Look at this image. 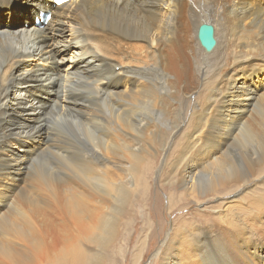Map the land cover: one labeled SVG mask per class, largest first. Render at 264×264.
I'll use <instances>...</instances> for the list:
<instances>
[{
	"label": "bare ground",
	"instance_id": "1",
	"mask_svg": "<svg viewBox=\"0 0 264 264\" xmlns=\"http://www.w3.org/2000/svg\"><path fill=\"white\" fill-rule=\"evenodd\" d=\"M0 3V225L11 231L0 264L103 263L121 206L139 192L155 211L150 181L163 160L161 185L178 184L195 199L234 197L219 202L220 226L199 239L188 235L203 228L200 210L177 215L149 264H264V191L240 202L264 171V0ZM40 12L50 16L31 19ZM201 23L214 27L210 51L196 39ZM72 78L89 90L68 88ZM49 115L74 117L65 126L71 145L47 132ZM246 144L252 152L241 153ZM15 145L26 153L8 154ZM26 175L34 184L33 195L21 194L26 209L11 205L4 216ZM167 195L172 214L177 196ZM145 226L151 240L154 223ZM143 238L110 264H140L154 247Z\"/></svg>",
	"mask_w": 264,
	"mask_h": 264
},
{
	"label": "rangeland",
	"instance_id": "2",
	"mask_svg": "<svg viewBox=\"0 0 264 264\" xmlns=\"http://www.w3.org/2000/svg\"><path fill=\"white\" fill-rule=\"evenodd\" d=\"M15 3H16V1H14V4ZM14 4L12 3V5H14ZM0 8H1V10L5 9V5L3 3H0ZM25 18H26V16H22L21 18H18L17 21H16V25L21 24L22 23L21 20L25 19ZM31 19L34 20V17H32ZM99 30L101 32H103L101 27H99ZM54 39H56V42L60 41L59 37H56ZM90 48L93 49V51H96V48H94L93 46H91ZM199 53L200 52H198V54ZM203 53L204 52H202V56H203ZM198 54H197V56H198ZM208 55H210V54H208ZM10 57H11V59H14V61H15L16 58L14 57V55H11ZM207 58L209 59L210 56H207ZM201 59H200V61H201ZM204 59H203L202 63L205 64V65H209L207 60L206 59L204 60ZM34 64L42 65L44 63H43L42 60H31L30 61V65H34ZM117 68L118 67L115 66V70L116 71H117ZM71 81H73V83L72 82H70L68 84L66 83L68 88L74 89V90H82L83 89L82 91H84V92H87L89 90L87 85H85V84H83L81 82H77L75 80V78L74 79L72 78ZM77 86H79V87L81 86L82 88H79ZM190 97L193 98L194 95H191ZM258 102H259V99H258V101H256V104ZM254 110H255V108H253V110H252V112L250 114H253ZM28 116H36V114H29ZM57 118H58L57 115H49L47 117V120H46L47 132L49 134H51L53 136V138H56V140H60V142H62L63 144H70L71 145L72 139L70 137L69 131L67 129H65V126H66V124H69L68 121L73 120L74 117L73 116L72 117L71 116H67V118H66L67 121L66 120L63 121V119H61V117H60V119H57ZM55 125H57L58 127L55 126ZM57 135H59V136H57ZM59 137L62 138V139H59ZM44 141H46V136L44 138V134H42L35 141V145H41L42 142H44ZM66 141H67V143H66ZM19 148H20V146H18V145L13 146L12 150L8 151V154H10L12 151H16L17 153H19L21 155L26 153V151L20 150ZM249 151L252 152V148L248 144H246L243 147L242 150L240 149L241 153L249 152ZM45 156L42 159H41V157L37 158L36 159L37 162L41 163L46 157L48 158V156H46V157ZM163 161H160L161 163L154 169L153 174H152V178H151V181H150L151 187H152L151 193L153 195L151 197L152 198L151 199V203H152L151 207H153L156 204L155 203L156 197H154V195L157 194L159 196V197H157L158 203H157V205L155 207V211L150 212V210L148 209L146 197L143 194L138 192L137 197H134V196L130 197L121 206L120 211H122V213H121V216H120L119 220L116 222V231H115L114 241L112 243L111 248L108 249L103 254L105 260L101 264H110V259L112 257H114V255H115V253H116V251L118 249H126L127 252L128 251H130V252L138 251L141 248V246H142V240L144 239L143 235L145 233L148 234V243L145 244V245L149 246V245L152 244L154 247L152 248L151 253L149 255H147L145 257V259L143 258V260L140 262V264H149L151 255L156 250L155 249V244L159 245L160 236H163L164 232L167 229L169 230V228H171V226L173 224V220L175 219V217L177 215H184V214H187V213L189 214V213H192V212L200 210V212H201L200 213V217L205 216V218H207L205 220V222H203V223H200L198 221V223H200L199 226L200 227L203 226V228L201 227V228L195 230V232H193L190 235H188L189 237L192 238V240L199 239L200 236H201V233L205 229H207V226H211V227L220 226L223 218L218 217L216 215L215 210L217 208H222V207L225 206V203L222 205V204L219 203L220 201H229V200L233 199L234 194L230 193L229 195H223L222 197L221 196H217L216 197L214 195H207V196H202L199 199H195L194 198L195 196H193L194 193L193 194L190 193L189 190L188 191H187V189L185 190L182 186H179L178 184H174L173 186H169L168 187L167 186L168 183L166 184V182H165L164 184L161 185L160 184L161 183V179H159V178H161V174L165 170V167H166V165H165L166 162H165V160H163ZM35 166H37V165H34V167ZM160 167H161V169H160ZM38 170L41 171L42 168L38 167ZM260 172H262V174L259 175L258 177H256L257 179L256 178L254 179L256 181V182L254 181V183H256V185H261L260 188L250 189L248 191V193L244 192V194L241 196L242 199H240V202L242 204L245 202V201H243V199H246L244 197L247 196L248 198H250L251 194H255L258 190L260 192L264 191V171L262 170ZM159 173H160V175H159ZM9 174L11 176L15 177L16 172H9ZM27 174H28V172H27ZM156 176H158L159 178L156 177ZM252 182H253V180H252ZM17 184H18V187L13 192L12 199L10 201L11 204L7 205L5 207V209H4V211H3V215L4 216L7 215L8 211L10 210L11 205L14 206L15 208L19 209L20 211H24L26 209V200L21 197V194H24L25 197H29V195H33L34 194V184L31 182V180L28 178L27 175H26V177L24 176L23 179L19 180L17 182ZM175 187H176V189H175ZM227 188H228V186H227ZM172 190H173L174 193H176V196L178 198L175 197V199H174V200H177L176 201L177 203L176 202L174 203L175 204L174 207L177 210L175 209L176 211H174L171 214L169 212L168 208H167L168 207V202H167L168 201L167 200L168 195L167 194L171 193ZM6 193L8 194L9 192L7 191ZM206 198H209V199H206ZM196 200H200V201L195 203ZM240 202L239 201H237L236 203H231V202L229 203L228 202L226 205L230 204L231 208H236L239 205H242V204H240ZM179 207H180V209H179ZM153 212H154V214H152ZM197 216L198 215L194 214V215L190 216V218L191 219H193V218L195 219ZM150 219L152 220V222L154 223V226H155V234L152 233V235L150 236V238H152L151 240L149 239V235H150V231L152 230V228H149L148 226H145L146 221H148ZM17 220H19L18 216L14 215V217H12L9 221H10V223H16ZM195 222H197V221H195ZM0 231H4L5 232V227L3 226V224L0 225ZM153 235H155V236H153ZM0 238H1V241H4V243L2 245V249L0 250V259H6V256L3 254V251H5V249H7V248H11L10 247V245H11V243H10V241H11V231L8 229L4 233V235H0ZM120 264H128L127 258H125L124 262H122V260H120Z\"/></svg>",
	"mask_w": 264,
	"mask_h": 264
},
{
	"label": "water",
	"instance_id": "3",
	"mask_svg": "<svg viewBox=\"0 0 264 264\" xmlns=\"http://www.w3.org/2000/svg\"><path fill=\"white\" fill-rule=\"evenodd\" d=\"M196 39L205 51H210L216 43L213 25L201 23L196 30Z\"/></svg>",
	"mask_w": 264,
	"mask_h": 264
},
{
	"label": "snow or ice",
	"instance_id": "4",
	"mask_svg": "<svg viewBox=\"0 0 264 264\" xmlns=\"http://www.w3.org/2000/svg\"><path fill=\"white\" fill-rule=\"evenodd\" d=\"M57 2H60V3H62V2H63V0H57Z\"/></svg>",
	"mask_w": 264,
	"mask_h": 264
}]
</instances>
